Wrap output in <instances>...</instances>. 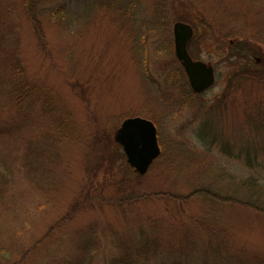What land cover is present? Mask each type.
<instances>
[{
  "label": "rangeland",
  "instance_id": "rangeland-1",
  "mask_svg": "<svg viewBox=\"0 0 264 264\" xmlns=\"http://www.w3.org/2000/svg\"><path fill=\"white\" fill-rule=\"evenodd\" d=\"M34 1L37 25L22 0H0V69L16 52L59 108L51 116L41 99L21 107L0 98V262H19L41 240L19 264H112L152 222L164 247L192 251L190 264H264V214L158 195L206 189L264 207V77H243L264 68L255 62L264 45L252 40L264 38V0ZM62 7L66 20L51 22L48 10ZM181 21L194 29L189 52L216 75L188 106L169 80ZM59 113L74 139L55 143ZM131 117L158 132L162 155L144 177L114 142ZM145 194L154 196L136 200ZM222 230L224 240L214 237Z\"/></svg>",
  "mask_w": 264,
  "mask_h": 264
},
{
  "label": "trees",
  "instance_id": "trees-1",
  "mask_svg": "<svg viewBox=\"0 0 264 264\" xmlns=\"http://www.w3.org/2000/svg\"><path fill=\"white\" fill-rule=\"evenodd\" d=\"M106 0H95V5H102L105 3ZM23 8H24V16L25 18L29 19L31 22H33L35 25L39 23L38 19V11L36 2L34 0H22ZM105 6V5H103ZM109 7V6H108ZM65 9L57 8V9H51L48 10V13L50 14V21L51 22H57L61 23L66 20L65 17ZM151 31L150 29L147 31H142L143 35L146 37H149L148 33ZM168 31L167 29H164L162 33H166ZM146 32V35L145 33ZM255 37L252 38L254 42H258L259 44L264 45V38H260V33H257ZM144 43V42H143ZM16 52L13 53V55L10 56V59H8V63L11 64V66L7 62H3V65L0 69V98L6 99L7 101H15V103L19 106H23L24 103L39 100L41 99V104L43 106L44 112L46 111L47 114L53 116L57 110L58 105L54 103L53 99L43 93L42 88H40L37 84L31 83L28 77L26 76V73L24 71V68L22 66V62H20V59L18 56H16ZM178 68L173 70L171 74H169V80H171L172 83H175V85L182 90V94L184 97H186L188 100L187 102H184V106H188L191 102V95L193 93L190 90V87H188L187 79L184 75V72L177 63ZM240 76V75H239ZM248 76L254 80H258L259 78L264 77V68H258V70L250 71L249 74L243 75V77ZM187 103V104H186ZM264 112V111H263ZM60 115L56 116L54 118L53 122L55 125L54 131H55V138L53 139L55 143L60 140H68V139H74V132L73 127L70 123L69 115L59 113ZM70 123V124H69ZM250 165V163L248 162ZM139 176V175H138ZM140 177V176H139ZM160 196H166L177 203H187L188 201L192 200L195 197H198L199 195H202L207 200H212L217 203H235L240 206H244L248 208L251 211H255L259 214H264V207L261 205H258V203L250 202V201H237L233 198H224L219 194L213 193L210 190L206 189H199L198 191H194L188 194V196L183 195H173V194H158ZM154 195H141V196H135L136 200H142L145 197H151ZM156 196V195H155ZM117 205L121 206L122 201L118 202ZM119 206V207H120ZM122 212V216H124V219L129 221L127 219L126 210L123 208H119ZM194 221L199 225H204L203 221H199V219H194ZM154 225L152 222H150L148 225L144 224L143 226L138 227V233L136 236V241L133 245H123L124 249L123 252L116 257L113 261H111L112 264H190L189 260L192 256V251L189 253V251H186L182 246H180L179 249H175L170 246L169 248H166L162 244V239H160L159 235H156L151 229L150 226ZM208 231V229H206ZM210 231V230H209ZM220 232V233H219ZM217 234L214 235V237H218L220 240L225 239V231H219ZM41 241V240H40ZM40 241L35 243V245L31 248H29L28 251H26L22 258L19 260L21 262L22 260H25V258L30 256V253L33 252L39 245ZM184 242L186 245L189 244V240L185 237ZM123 244V243H122ZM178 251V252H177ZM19 262H15L14 264H19ZM0 264H2L0 262ZM68 264V263H65Z\"/></svg>",
  "mask_w": 264,
  "mask_h": 264
},
{
  "label": "water",
  "instance_id": "water-1",
  "mask_svg": "<svg viewBox=\"0 0 264 264\" xmlns=\"http://www.w3.org/2000/svg\"><path fill=\"white\" fill-rule=\"evenodd\" d=\"M173 34L174 55L184 68L189 86L196 94L205 92L214 84L215 75L212 66L194 61L188 55L187 46L193 36L192 28L177 22L173 26ZM157 133L154 123L139 117L125 119L115 132L114 141L123 148L127 164L140 176H144L154 160L161 155Z\"/></svg>",
  "mask_w": 264,
  "mask_h": 264
},
{
  "label": "flooded vegetation",
  "instance_id": "flooded-vegetation-1",
  "mask_svg": "<svg viewBox=\"0 0 264 264\" xmlns=\"http://www.w3.org/2000/svg\"><path fill=\"white\" fill-rule=\"evenodd\" d=\"M190 26H191V25H190ZM191 27H192V26H191ZM192 28H193V27H192ZM262 31H263V30H262ZM193 32H194V31H193ZM231 33H232V32H231ZM231 33H226V34H224V35H225L224 37H229ZM257 33H259V31H258ZM217 34H218V33L215 32V36H216V37H218ZM218 35H219V34H218ZM232 35H233V36H234V35H235V36H240V34H239L238 32H236V31H235L234 33H232ZM194 36H195V33H194ZM194 36L192 37V39L194 38ZM191 41H192V40H191ZM230 42H231V41H230ZM189 43H190V42H189ZM231 44H233V42H231ZM189 45H190V44H189ZM188 47H189V46H188ZM188 53H189V55H191L192 58H194V55H192V54L189 52V50H188ZM255 62L257 63V65H258V64H262V63L264 64V62H262L260 58H257V59L255 58ZM210 65H211V63H210ZM212 66H213V65H212ZM213 68H214V66H213ZM214 72H215V68H214Z\"/></svg>",
  "mask_w": 264,
  "mask_h": 264
}]
</instances>
